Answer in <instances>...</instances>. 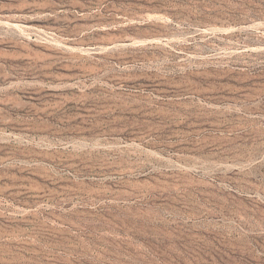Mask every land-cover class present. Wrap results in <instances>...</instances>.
Masks as SVG:
<instances>
[{"label":"rangeland","instance_id":"rangeland-1","mask_svg":"<svg viewBox=\"0 0 264 264\" xmlns=\"http://www.w3.org/2000/svg\"><path fill=\"white\" fill-rule=\"evenodd\" d=\"M0 264H264V0H0Z\"/></svg>","mask_w":264,"mask_h":264}]
</instances>
